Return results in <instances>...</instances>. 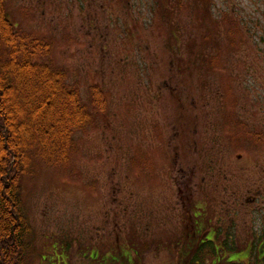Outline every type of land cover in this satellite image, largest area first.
<instances>
[{
	"label": "rangeland",
	"instance_id": "1",
	"mask_svg": "<svg viewBox=\"0 0 264 264\" xmlns=\"http://www.w3.org/2000/svg\"><path fill=\"white\" fill-rule=\"evenodd\" d=\"M5 4L16 30L52 40L46 61L90 110L92 85L107 96L70 164L24 179L30 264H181L188 229L210 228L208 239L236 235V250L215 243L221 260L258 264L264 149L235 150L222 122L239 114L264 129V0Z\"/></svg>",
	"mask_w": 264,
	"mask_h": 264
},
{
	"label": "trees",
	"instance_id": "2",
	"mask_svg": "<svg viewBox=\"0 0 264 264\" xmlns=\"http://www.w3.org/2000/svg\"><path fill=\"white\" fill-rule=\"evenodd\" d=\"M207 8L208 5L203 6L204 14L208 13ZM231 21L234 25L227 29L230 35L239 30L238 24ZM213 30L216 31L209 30L207 37ZM52 47L50 39L16 30L8 17L5 0H0V264H30L33 228L23 209L24 179L37 174L41 163L69 165L75 134L94 129L95 112L105 114L108 108L105 90L94 84L90 87L94 109L90 110L79 88L69 84L68 71L46 61ZM219 63L215 57L210 61V65ZM210 229L202 232L199 239L188 229L186 240L181 243V264L242 261L221 260L222 249L215 243L219 241L222 246L236 250L237 244L233 243L237 242L236 235L231 232L222 236L220 230L212 228L215 231L208 239ZM257 256V263L264 264L258 252ZM252 257H244L246 264H251Z\"/></svg>",
	"mask_w": 264,
	"mask_h": 264
},
{
	"label": "flooded vegetation",
	"instance_id": "3",
	"mask_svg": "<svg viewBox=\"0 0 264 264\" xmlns=\"http://www.w3.org/2000/svg\"><path fill=\"white\" fill-rule=\"evenodd\" d=\"M235 116L236 117L230 119V124L228 125L225 122H222V124L224 123V126L230 127L228 132L234 149L254 151V153L264 149V129L257 125H252V123H248L243 117L240 118L239 114H235ZM235 119L240 123L238 126L240 128L235 127ZM263 190L264 188L260 187L253 191V195L256 196V194H261ZM258 237L261 239L258 248V255L261 259H264V234H260ZM252 238L253 237L250 235V239ZM247 239L248 237L246 240Z\"/></svg>",
	"mask_w": 264,
	"mask_h": 264
}]
</instances>
